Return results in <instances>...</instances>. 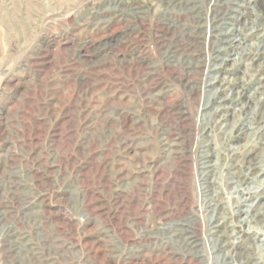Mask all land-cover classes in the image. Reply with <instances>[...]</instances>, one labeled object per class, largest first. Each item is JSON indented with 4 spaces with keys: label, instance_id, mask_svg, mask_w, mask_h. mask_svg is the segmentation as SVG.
Here are the masks:
<instances>
[{
    "label": "rangeland",
    "instance_id": "1",
    "mask_svg": "<svg viewBox=\"0 0 264 264\" xmlns=\"http://www.w3.org/2000/svg\"><path fill=\"white\" fill-rule=\"evenodd\" d=\"M0 264H264V0H0Z\"/></svg>",
    "mask_w": 264,
    "mask_h": 264
}]
</instances>
